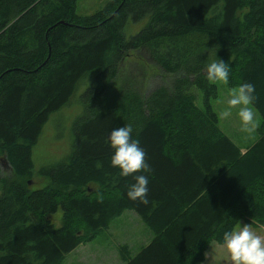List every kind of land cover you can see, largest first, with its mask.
Wrapping results in <instances>:
<instances>
[{
    "label": "trees",
    "instance_id": "16d2710c",
    "mask_svg": "<svg viewBox=\"0 0 264 264\" xmlns=\"http://www.w3.org/2000/svg\"><path fill=\"white\" fill-rule=\"evenodd\" d=\"M75 2L0 0V154L10 169L0 177V264H62L126 210L151 236L134 253L118 243L120 264H198L239 220L264 224V0H108L88 15ZM134 53L164 77L143 92L121 79ZM217 60L229 65L227 85L255 86L259 121L243 152L214 109L206 67ZM87 74L69 151L30 189L41 126ZM128 124L150 166L134 174L149 179L147 206L127 196L134 175L111 165L108 137Z\"/></svg>",
    "mask_w": 264,
    "mask_h": 264
},
{
    "label": "rangeland",
    "instance_id": "374dc122",
    "mask_svg": "<svg viewBox=\"0 0 264 264\" xmlns=\"http://www.w3.org/2000/svg\"><path fill=\"white\" fill-rule=\"evenodd\" d=\"M108 0H76L75 12L81 15H88L102 8ZM143 21L128 22L123 29L126 37L134 34L141 27ZM140 53L127 56L123 61L121 79L135 85L141 92L146 91L164 79L161 72L146 62ZM93 76L85 75L80 79L70 96L68 102L57 111L49 114L41 126L39 135L31 148L30 158L32 162V174L26 179L30 189H37L48 182V178L39 173V170L57 164L67 155L71 146V125L75 117L82 111L80 95L92 84ZM218 90L217 99L214 100V109L217 112L218 120L224 130H230L237 142L246 143L255 138L254 131L251 133L241 130V121L238 116V109L232 110V115L227 119L220 118V113L227 108V100L231 96L232 87L222 82H215ZM201 94L199 93L198 97ZM201 97V96H200ZM254 112L255 123L259 121L258 115ZM231 122L232 125L229 123ZM246 137H249L245 139ZM10 173L9 166L2 154H0V177ZM61 211L49 215L48 219L54 226L60 225ZM241 224H250L252 229L264 236V224H251L245 220H239L233 229ZM151 234L147 227L138 219L133 211L126 210L118 217L113 218L105 232L100 233L94 240L78 245L74 250L67 253L62 264H120L116 245L126 243L132 253L145 244ZM223 244L210 243L204 252V258L198 264H230L229 256Z\"/></svg>",
    "mask_w": 264,
    "mask_h": 264
},
{
    "label": "clouds",
    "instance_id": "9594fccd",
    "mask_svg": "<svg viewBox=\"0 0 264 264\" xmlns=\"http://www.w3.org/2000/svg\"><path fill=\"white\" fill-rule=\"evenodd\" d=\"M206 73L209 82L229 83L230 68L223 60L208 64ZM256 100L255 86L248 82L242 83L232 90L227 100V108L220 113V118L227 119L232 115L233 109H238L241 130L251 133L257 127L252 108ZM132 133L133 127L128 124L113 129L108 137L110 146L114 149L111 165L120 169L122 177L150 171L146 162L147 154L139 146V141L132 139ZM134 180L127 196L132 201H139L147 206L150 203L149 179L145 175H134ZM222 246L228 253L230 264H264V236L254 231L250 224H241L238 228L225 232Z\"/></svg>",
    "mask_w": 264,
    "mask_h": 264
},
{
    "label": "crops",
    "instance_id": "0c3cea01",
    "mask_svg": "<svg viewBox=\"0 0 264 264\" xmlns=\"http://www.w3.org/2000/svg\"><path fill=\"white\" fill-rule=\"evenodd\" d=\"M219 121V120H218ZM219 124H220V122H219ZM230 125H232L231 124V122L229 123ZM258 124V122H256V125ZM220 127H221V129L223 130V132L225 133V134H227L239 147H240V151L241 152H243L244 151V148L250 143V142H252L255 138H252L253 140H250V142L248 141V142H244V143H239V142H237L236 141V139H235V137L233 136V135H231L230 134V130H224L223 128H222V126L220 125ZM256 129V128H255ZM256 131L254 130V135L256 136V133H255ZM248 138V140H249V137H246L245 139H247Z\"/></svg>",
    "mask_w": 264,
    "mask_h": 264
}]
</instances>
